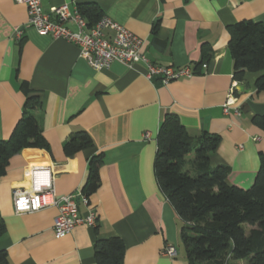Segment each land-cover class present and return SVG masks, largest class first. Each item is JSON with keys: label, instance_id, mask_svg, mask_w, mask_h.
Masks as SVG:
<instances>
[{"label": "crops", "instance_id": "1", "mask_svg": "<svg viewBox=\"0 0 264 264\" xmlns=\"http://www.w3.org/2000/svg\"><path fill=\"white\" fill-rule=\"evenodd\" d=\"M63 3L71 9L77 3L97 5L144 40L142 51L154 64L199 67L167 84L146 77L142 63L128 68L113 62L95 70L79 57L76 45L30 27L24 4L0 0V139L10 136L21 116L24 82L39 96V123L48 144V149L24 148L12 155L0 179L5 227L0 250L6 252V264H95L94 242L112 236L123 241L122 264H188L182 222L154 172L158 128L170 113L192 136L219 135L212 163L229 166V183L250 187L264 153V131L251 117L264 113V91L254 87L257 73L246 72L229 112H222L234 81L227 27L243 19L264 25V0H41L40 5L47 13ZM18 27L19 39L14 36ZM79 130L93 145L66 155L64 142ZM98 153L103 155L100 183L87 196L96 213L93 226L77 225L56 238V207L14 212L12 190L29 185L30 167L48 166L57 194L77 195L88 161ZM78 208L86 210L81 202ZM166 244L176 247L175 257L162 253Z\"/></svg>", "mask_w": 264, "mask_h": 264}, {"label": "trees", "instance_id": "2", "mask_svg": "<svg viewBox=\"0 0 264 264\" xmlns=\"http://www.w3.org/2000/svg\"><path fill=\"white\" fill-rule=\"evenodd\" d=\"M77 10L93 25L103 15L92 3H77ZM228 50L233 60V79L242 81L246 72L257 73L254 87L264 91V25L243 19L227 27ZM209 50L207 49V57ZM199 64L194 66L197 71ZM201 67V66H200ZM21 116L10 136L0 139V179L10 157L24 148L48 149L39 123L41 102L26 83ZM251 122L264 131V113ZM220 137L206 131L190 135L174 114L161 119L154 157V172L165 198L182 222L180 238L188 264H264V153H259L258 169L250 187L230 184L227 165L212 163ZM85 130L72 133L63 144L66 155L92 146ZM102 153L88 161L82 192L98 189ZM5 230L0 217V234ZM95 264H122L125 247L116 236L96 239ZM0 250V264H6Z\"/></svg>", "mask_w": 264, "mask_h": 264}, {"label": "built area", "instance_id": "3", "mask_svg": "<svg viewBox=\"0 0 264 264\" xmlns=\"http://www.w3.org/2000/svg\"><path fill=\"white\" fill-rule=\"evenodd\" d=\"M26 6L27 24L38 33L48 35L53 39H62L78 47L79 57L95 70L108 68L113 62H119L130 68L136 63L144 64L146 77L158 76L162 84L194 74L190 65L175 67L172 65H157L152 63L142 51L144 40L134 35L119 23L106 15H102L93 25L88 26L87 20L81 16L77 7L71 9L68 4L50 7L43 11L41 0H15ZM72 25V26H70ZM14 36H22L21 28H16ZM206 63L202 68H206ZM239 81L235 80L230 86L229 96L223 104L224 113H228L234 103V94ZM238 113L237 108H233ZM149 133L143 134L148 138ZM29 185L25 188L12 190L13 209L16 214L39 211L47 207H56L57 214L53 219L52 230L56 238L70 233L77 225L93 226L96 213L89 206L88 197L82 191L77 195L57 194L54 188V178L51 169L44 165H34L28 170ZM82 203L86 210L79 212L78 205ZM162 253L175 257L177 249L166 244Z\"/></svg>", "mask_w": 264, "mask_h": 264}, {"label": "water", "instance_id": "4", "mask_svg": "<svg viewBox=\"0 0 264 264\" xmlns=\"http://www.w3.org/2000/svg\"><path fill=\"white\" fill-rule=\"evenodd\" d=\"M158 79H159L158 76H154V77H153V80H154V81H157Z\"/></svg>", "mask_w": 264, "mask_h": 264}, {"label": "rangeland", "instance_id": "5", "mask_svg": "<svg viewBox=\"0 0 264 264\" xmlns=\"http://www.w3.org/2000/svg\"><path fill=\"white\" fill-rule=\"evenodd\" d=\"M231 184V183H230ZM234 185V184H233ZM236 186V185H235ZM241 188H243V187H241Z\"/></svg>", "mask_w": 264, "mask_h": 264}]
</instances>
